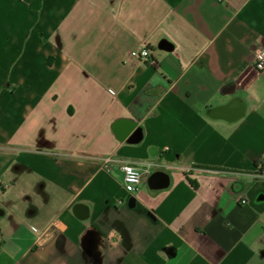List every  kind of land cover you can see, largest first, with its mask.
<instances>
[{"label": "crops", "instance_id": "obj_1", "mask_svg": "<svg viewBox=\"0 0 264 264\" xmlns=\"http://www.w3.org/2000/svg\"><path fill=\"white\" fill-rule=\"evenodd\" d=\"M262 46L264 0H0V264H264Z\"/></svg>", "mask_w": 264, "mask_h": 264}, {"label": "built area", "instance_id": "obj_2", "mask_svg": "<svg viewBox=\"0 0 264 264\" xmlns=\"http://www.w3.org/2000/svg\"><path fill=\"white\" fill-rule=\"evenodd\" d=\"M130 54L142 63H153L152 55L146 46L134 48L130 51ZM252 69L256 72H264V46L255 51ZM112 161H116L119 164L120 170L122 171L123 186L127 193H132L138 188L142 175L148 173L152 166V164L147 163L144 167L139 168L130 161L113 156H106L103 158L104 164Z\"/></svg>", "mask_w": 264, "mask_h": 264}, {"label": "trees", "instance_id": "obj_3", "mask_svg": "<svg viewBox=\"0 0 264 264\" xmlns=\"http://www.w3.org/2000/svg\"><path fill=\"white\" fill-rule=\"evenodd\" d=\"M193 184H194V186H196L194 182H193Z\"/></svg>", "mask_w": 264, "mask_h": 264}, {"label": "water", "instance_id": "obj_4", "mask_svg": "<svg viewBox=\"0 0 264 264\" xmlns=\"http://www.w3.org/2000/svg\"><path fill=\"white\" fill-rule=\"evenodd\" d=\"M153 175H155V174H153Z\"/></svg>", "mask_w": 264, "mask_h": 264}]
</instances>
